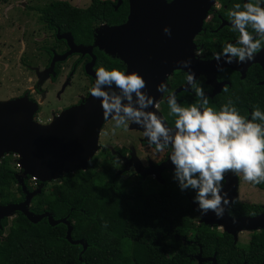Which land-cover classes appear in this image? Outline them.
I'll return each instance as SVG.
<instances>
[{
    "label": "trees",
    "instance_id": "16d2710c",
    "mask_svg": "<svg viewBox=\"0 0 264 264\" xmlns=\"http://www.w3.org/2000/svg\"><path fill=\"white\" fill-rule=\"evenodd\" d=\"M116 2L90 0L86 7H78L54 0L38 11L56 12L57 19L68 14L74 35L81 31L87 36L94 18L109 23L124 20L128 0H122L117 9ZM9 155L0 160V204L21 202L25 197L16 178L19 171L13 169ZM117 179L101 169L96 159L85 170L61 175L57 179L61 186L38 180L30 185L34 180L26 176V189H39L29 209L34 214L48 211L54 219L65 218L72 229L70 237L65 223L50 225L46 218L34 223L16 212L0 238V264H198V253L203 258L215 255L217 264H260L264 259L263 229L251 232L242 246L216 225L197 222L189 200L195 192L181 191L174 174L158 190L147 192ZM252 185L264 191V183ZM261 211L258 204L238 201L228 209L232 217Z\"/></svg>",
    "mask_w": 264,
    "mask_h": 264
},
{
    "label": "flooded vegetation",
    "instance_id": "af4514ba",
    "mask_svg": "<svg viewBox=\"0 0 264 264\" xmlns=\"http://www.w3.org/2000/svg\"><path fill=\"white\" fill-rule=\"evenodd\" d=\"M248 2L256 3V0H213L203 21L201 31L193 37L192 55L194 58L191 60V70L196 76L198 85L203 88L209 99V107L218 111L223 104L232 99L239 113L250 120L251 113L255 108L259 107L261 111H264V44H262L261 50L255 54L254 59L245 63H239L234 59L232 63L228 64L221 57L220 64L224 67V71L217 70V61L213 59L214 53L222 52L226 43L235 44L239 37L238 32L232 31V25L227 15L228 11L235 3L243 5ZM262 6H264V0H262ZM3 13L5 19L2 17L0 20V30H5V34L1 36V42L6 41V45L9 46L8 40L5 39L9 25H13L20 32L22 50L16 59L17 77L25 76L27 71L30 72V75L25 76L29 83L26 86L24 85L25 77L19 82L12 83L15 78H12V73L9 72L10 63H3V71L7 72V76L0 79L4 80L0 89L5 84L12 83L15 84V92L1 97L0 100L26 95L28 100L36 104L33 119L41 125L51 123L64 111L86 102L95 80L91 72L96 73L99 67L108 70L119 67V70L123 72L126 70V65L116 55L106 53L105 50L95 45V41L99 31L105 27L119 26L125 23L128 12H126L124 20L114 23L94 18L92 29L87 36L83 35L81 31L74 35L72 18L68 14L64 18L57 19L54 16L56 12H34L35 20L32 21V28L28 30L26 25L30 23L24 21V17L27 16L25 13L18 15L19 18H23L22 22L16 21V12H12L11 15ZM39 29H45L47 36L39 44L33 41L34 47L31 51L26 38L30 32ZM248 30L252 32L251 28ZM252 34L256 35L254 32ZM73 45L90 48L91 53L87 51L69 53ZM30 54L31 56H29ZM187 70L178 68L167 75L163 84L167 87L168 92L161 93L158 101L154 104V108L160 112L163 120L170 127H174V117L168 115L167 96L170 92L176 94L177 101L182 106H188L199 99L195 91L187 85L185 80ZM60 79L61 85H58ZM73 83H79L80 92L75 96L77 100L70 104L65 103L62 107L51 108L50 103L56 96V88L58 86L67 87ZM225 88L228 89L227 92L224 91ZM256 122L260 123L258 120ZM121 128L122 130H120ZM97 145L98 148L89 160L86 169L92 166L96 159L101 169L109 170V173L117 176V180L121 184L129 187H141L145 192L158 190L166 182L167 177L174 174V169L164 168L171 151L170 147L158 152L155 145L150 144L143 132L133 127L132 123L127 127L117 128L111 118L105 119L98 134ZM9 154L11 157L13 153ZM172 166L174 168L173 164ZM17 171L21 172L22 170ZM56 181H50L49 184L55 185ZM31 184L37 183L34 181V183L30 182ZM258 205L263 211L257 214L264 212V204ZM195 214L199 216L198 212ZM13 217L14 215L1 220L0 238L6 234L9 222ZM3 220H6L5 225H3Z\"/></svg>",
    "mask_w": 264,
    "mask_h": 264
},
{
    "label": "water",
    "instance_id": "95a60500",
    "mask_svg": "<svg viewBox=\"0 0 264 264\" xmlns=\"http://www.w3.org/2000/svg\"><path fill=\"white\" fill-rule=\"evenodd\" d=\"M121 3L122 0H117L114 8ZM212 4L213 0H172L171 3L166 0H128L126 22L99 31L95 45L116 55L126 65V73H139L147 84L144 91L157 102L161 94L157 87L164 83L170 72L183 67L178 62L193 60V37L201 31ZM165 27L170 29V36L164 33ZM86 51L91 53L90 48L73 45L69 53ZM91 74L96 80V73ZM35 110L36 104L26 95L0 100V160L9 153L19 156L17 161L22 171L16 178L25 194L21 202L0 204V222L16 212L34 223L46 218L50 225L65 223L69 238L72 229L65 218L54 219L48 211L34 214L29 209L30 200L39 189L28 191L24 178L35 176L38 181L49 182L64 173L85 170L98 148V134L105 120L101 101L90 92L86 102L64 111L47 125L33 119ZM149 110L162 118L154 105ZM132 125L143 132L140 125ZM169 156L164 168L173 170ZM238 185L237 174L228 172L221 194L227 193L230 204L225 206L222 218H217L212 211L201 214L194 199H189L192 209L199 213V222L222 228L234 241L240 231L264 230V212L234 217L233 222L228 208L237 200ZM195 258L198 264L204 261L217 264L215 255L203 258L198 253ZM260 264H264V259Z\"/></svg>",
    "mask_w": 264,
    "mask_h": 264
},
{
    "label": "clouds",
    "instance_id": "9594fccd",
    "mask_svg": "<svg viewBox=\"0 0 264 264\" xmlns=\"http://www.w3.org/2000/svg\"><path fill=\"white\" fill-rule=\"evenodd\" d=\"M227 15L232 31L238 32L239 37L235 44L226 43L222 52L213 54L218 71H224L221 57L228 64L234 59L245 63L253 60L264 44L262 0L243 5L235 3ZM163 31L171 35L168 27ZM178 63L188 69L185 80L199 99L182 106L174 92L168 94V115L174 117V127L167 126L160 116L149 110L155 104L154 98L144 91L147 84L135 71L126 73L99 67L91 95L101 101L104 118H111L115 127H127L130 123L140 125L143 135L158 152L170 147L169 158L181 191L195 192L194 202L201 214L212 211L217 218H222L225 206L230 204L227 193L221 194L228 172L242 173L243 179L254 185L264 183V111L255 108L249 120L239 113L232 99L218 111L209 107V99L191 70V61ZM157 91L164 93L168 89L161 84Z\"/></svg>",
    "mask_w": 264,
    "mask_h": 264
},
{
    "label": "rangeland",
    "instance_id": "374dc122",
    "mask_svg": "<svg viewBox=\"0 0 264 264\" xmlns=\"http://www.w3.org/2000/svg\"><path fill=\"white\" fill-rule=\"evenodd\" d=\"M54 0H2L0 1V20L5 19L4 13L11 15L12 12H16L17 15V22H22L23 18H19V14L25 13L27 16L24 17L25 22H29L30 24H25L27 26V29L29 30L32 28V21L35 20L34 12H39L38 7H44L48 3L52 2ZM70 2L71 4L78 6V7H86L90 0H65ZM17 24V23H16ZM6 25V23H5ZM3 27V26H1ZM7 33L5 35V39L8 40L9 46L6 45V41L1 42V36H4L5 30H0V79L5 78L7 76V72L3 71V63L9 62L10 63V69L9 72L12 73L11 77L15 78L13 82H19L23 77H27L30 75V72L27 71L25 73V76L18 75L17 71V65H16V59L19 56V52L22 50V45L20 44V32L13 26L9 25L7 27ZM47 36L46 30H34V32H30L28 34V38H26V41L30 44V50L32 51L34 47L33 41L41 43L45 40V37ZM28 50V47L26 48V51ZM8 52V53H7ZM7 53V54H6ZM31 53V52H30ZM31 56V54L29 55ZM17 77V78H16ZM25 77V86L28 85V81ZM4 80H0V87L2 86V82ZM77 81V80H76ZM61 79L58 82V85H61ZM5 84L3 88L0 89V98L4 97L5 95H11L15 92V84ZM7 86L8 88L6 89ZM10 89V90H8ZM3 90V91H2ZM79 83H73L70 86L67 87H60L58 86L55 90V97L54 100L50 103L51 108H58L62 107L65 103L70 104L72 102H75L77 98L75 96L79 93ZM3 95V96H1ZM72 96V98H70ZM50 110V109H49ZM48 112V110H47ZM122 130V128L120 129ZM11 156L12 164L14 166L15 158ZM239 178V185L237 190V200L238 202H244V203H257V204H264V191L260 190L257 187H254L252 183H249L243 179V174H238ZM34 183V182H32ZM57 186H61V182H56ZM11 217V216H10ZM193 217L197 222L200 221V217L198 214H193ZM222 228L218 227V230H221ZM90 231V228L85 230L83 232L84 235H87ZM251 232L248 231H240L238 233L237 242L240 245H246L249 241Z\"/></svg>",
    "mask_w": 264,
    "mask_h": 264
},
{
    "label": "built area",
    "instance_id": "2783aa9c",
    "mask_svg": "<svg viewBox=\"0 0 264 264\" xmlns=\"http://www.w3.org/2000/svg\"><path fill=\"white\" fill-rule=\"evenodd\" d=\"M12 156L15 158V163H14V169H17V170H20L21 169V166H20V164H19V162L17 161V159H18V155L17 154H12ZM31 180H36V177L35 176H32L31 177Z\"/></svg>",
    "mask_w": 264,
    "mask_h": 264
}]
</instances>
